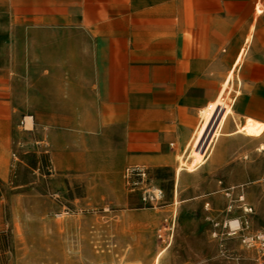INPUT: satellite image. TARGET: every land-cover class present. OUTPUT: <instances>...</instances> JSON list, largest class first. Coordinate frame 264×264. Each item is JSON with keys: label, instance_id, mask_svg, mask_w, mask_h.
Returning a JSON list of instances; mask_svg holds the SVG:
<instances>
[{"label": "crops", "instance_id": "crops-1", "mask_svg": "<svg viewBox=\"0 0 264 264\" xmlns=\"http://www.w3.org/2000/svg\"><path fill=\"white\" fill-rule=\"evenodd\" d=\"M22 114L83 167L259 145L233 133L264 127V0H0V166Z\"/></svg>", "mask_w": 264, "mask_h": 264}, {"label": "rangeland", "instance_id": "rangeland-1", "mask_svg": "<svg viewBox=\"0 0 264 264\" xmlns=\"http://www.w3.org/2000/svg\"><path fill=\"white\" fill-rule=\"evenodd\" d=\"M25 117L0 166V264H264L239 235L264 231V142L224 134L204 157L206 144L191 140L172 165L128 176L112 158L83 167L73 151L60 155L47 128ZM235 133L255 140L264 127ZM229 185L243 203L226 198ZM237 218L249 228L228 234L223 223Z\"/></svg>", "mask_w": 264, "mask_h": 264}, {"label": "built area", "instance_id": "built-area-1", "mask_svg": "<svg viewBox=\"0 0 264 264\" xmlns=\"http://www.w3.org/2000/svg\"><path fill=\"white\" fill-rule=\"evenodd\" d=\"M127 174L128 176L131 175H139V176H145L147 174V170L143 167H129L127 168ZM236 189L235 186H226L224 187L225 190V196L228 200L231 202L239 201L243 203L244 201V194L238 193L237 197H234V190ZM163 191L161 189H155L153 192V198L159 199L162 197ZM146 199V195L144 196ZM209 205V203H207ZM232 207L230 204L229 208ZM245 210H248V208H244ZM250 210V208H249ZM243 223V226H242ZM221 225L220 222H215V226ZM224 227L229 228L228 234L236 235L239 231L243 230L244 228H249V222L248 220L241 221L239 218L233 219V220H225L223 223ZM215 235L218 234L217 231L214 232ZM241 237L242 243L246 247L255 248L260 256H264V231L257 230V231H246L242 234H239Z\"/></svg>", "mask_w": 264, "mask_h": 264}, {"label": "bare ground", "instance_id": "bare-ground-1", "mask_svg": "<svg viewBox=\"0 0 264 264\" xmlns=\"http://www.w3.org/2000/svg\"><path fill=\"white\" fill-rule=\"evenodd\" d=\"M259 150H264V145H260Z\"/></svg>", "mask_w": 264, "mask_h": 264}]
</instances>
